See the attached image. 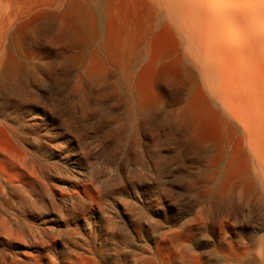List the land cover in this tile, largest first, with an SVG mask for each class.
Segmentation results:
<instances>
[{
  "label": "rangeland",
  "instance_id": "rangeland-1",
  "mask_svg": "<svg viewBox=\"0 0 264 264\" xmlns=\"http://www.w3.org/2000/svg\"><path fill=\"white\" fill-rule=\"evenodd\" d=\"M263 76L229 113L157 0H0V260L264 264Z\"/></svg>",
  "mask_w": 264,
  "mask_h": 264
},
{
  "label": "bare ground",
  "instance_id": "bare-ground-1",
  "mask_svg": "<svg viewBox=\"0 0 264 264\" xmlns=\"http://www.w3.org/2000/svg\"><path fill=\"white\" fill-rule=\"evenodd\" d=\"M157 1L178 27L202 78L210 79L212 94L235 113L236 107L222 99L228 72L248 73L259 80L263 76L256 77L264 72V0ZM4 233L7 238L13 235Z\"/></svg>",
  "mask_w": 264,
  "mask_h": 264
}]
</instances>
